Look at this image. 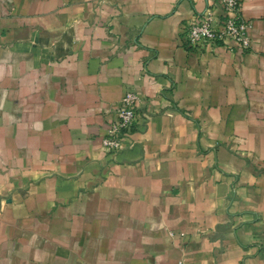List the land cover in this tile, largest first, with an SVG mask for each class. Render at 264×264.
Instances as JSON below:
<instances>
[{"label":"crops","instance_id":"crops-1","mask_svg":"<svg viewBox=\"0 0 264 264\" xmlns=\"http://www.w3.org/2000/svg\"><path fill=\"white\" fill-rule=\"evenodd\" d=\"M213 3L0 0V264H264V0L248 49L187 47Z\"/></svg>","mask_w":264,"mask_h":264},{"label":"built area","instance_id":"built-area-1","mask_svg":"<svg viewBox=\"0 0 264 264\" xmlns=\"http://www.w3.org/2000/svg\"><path fill=\"white\" fill-rule=\"evenodd\" d=\"M249 27L242 14V0H214L211 6L187 23L184 40L187 47L202 52H214L219 45L231 50H245L250 47ZM139 101L140 95L134 90H128L122 97L115 118L102 138L104 149L117 151L135 145L134 134L141 116Z\"/></svg>","mask_w":264,"mask_h":264}]
</instances>
